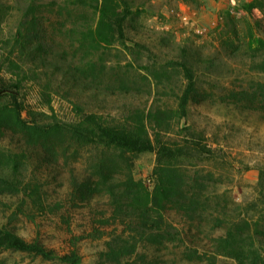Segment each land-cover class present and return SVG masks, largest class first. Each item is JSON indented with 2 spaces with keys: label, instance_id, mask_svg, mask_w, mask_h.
<instances>
[{
  "label": "rangeland",
  "instance_id": "1",
  "mask_svg": "<svg viewBox=\"0 0 264 264\" xmlns=\"http://www.w3.org/2000/svg\"><path fill=\"white\" fill-rule=\"evenodd\" d=\"M115 1L121 10L122 0ZM125 1L124 39L97 45L96 0H0V80L19 85L25 120L29 113L75 123L90 113L131 119L137 112H167L168 126L147 124L151 138L159 128L162 143L198 144L199 151L166 162L187 177L197 173L205 187L203 216L227 207L226 222H248L264 256V46L258 43H264V0H238L234 8L228 0ZM181 64L192 71L195 90L184 115L177 112L186 87ZM86 78L113 93L98 94ZM121 83L131 92L119 95ZM33 139L35 146L19 134L0 135V226L60 255L76 250L82 264H239L214 254L213 240L224 227L213 228V217L188 233L190 223L168 212L176 235L159 242L131 231L115 215L114 200L94 189L101 183L95 167L102 149L65 137ZM118 156L107 183L130 173L151 193L156 151ZM0 264L61 263L0 250ZM242 264L251 263L244 258Z\"/></svg>",
  "mask_w": 264,
  "mask_h": 264
},
{
  "label": "trees",
  "instance_id": "2",
  "mask_svg": "<svg viewBox=\"0 0 264 264\" xmlns=\"http://www.w3.org/2000/svg\"><path fill=\"white\" fill-rule=\"evenodd\" d=\"M30 1L36 2V0ZM76 1L80 5L87 3V0ZM96 4L99 15L96 36L99 41L91 38L92 42L95 44L98 41V45L100 43L110 44L113 40H123L125 23L129 15L127 2L121 1V10H119V4L115 0H96ZM18 35H21L20 31ZM258 43L264 46L262 41L259 40ZM23 46V50L28 51L27 54H29L30 43L24 41ZM180 66L184 71L186 87L182 95L178 97L177 112L184 115L189 101L194 99V77L192 71L185 64ZM88 83L90 88L93 86V90L98 94L110 95L113 93V89L109 86L102 88L93 80H88ZM130 89L124 83L117 87L119 95L130 93L132 90ZM18 91L19 85L7 86L5 82L0 80V135L8 131L12 135L19 134L26 139L27 145L34 146L36 142L33 139V134L65 137L75 144L91 145L102 149L104 155L99 158L95 167L96 175L98 174L100 177L101 183L96 184L94 189L101 187L114 200L115 215L117 217L123 216L125 220L129 221V225L135 227L131 231L140 234L141 237L146 236L148 240L155 239L159 242L164 239L165 235L174 237L176 235L177 230L166 219L168 212L181 215L190 223L186 229L188 233H191L192 227L201 228L205 220L210 223V219L213 217L212 222L215 223L213 228L224 227L222 236L213 240L216 247L215 255L230 257L239 264L243 263L244 258L249 259L251 264H264V256H261L254 247V234H251L249 223L246 221L241 223L226 222L224 217L227 207L219 210L217 212L219 215L215 217L208 215L211 218H205L203 213H205L207 205L206 201L201 200L199 194L205 187L197 173L187 177L177 168L178 166H175L176 164L170 161L166 162L169 159L185 157L190 151H199L198 144L171 146L162 143L159 128L154 134V138H151L147 124L154 120L158 127L168 126L167 112L160 114L165 115V119L149 110L137 112L131 119H109L96 113H90L75 123H64L57 120L44 122L41 116H45V114L29 113V119L25 120L22 116L24 108L18 102ZM240 95L244 99L248 97L249 101L256 98L254 94L247 96L245 92H241ZM259 98L263 103L262 112L264 113V89ZM241 100L238 98L236 101L240 102ZM46 146H42L44 151L47 150ZM153 151L157 153V167L154 175L158 181L151 193L144 188L141 182H136L130 173L125 174L123 180L116 184L107 183L110 176L114 174L115 168H118L115 166L113 156L119 155V159H123L124 154ZM2 183L7 184L5 180ZM94 189H87V192H93ZM150 231L152 232L149 234ZM131 238L134 240L135 236ZM0 250L20 252L39 257L45 261H57L61 264H82V258L76 250L61 255L57 254L53 250H47L36 240L25 241L5 226H0Z\"/></svg>",
  "mask_w": 264,
  "mask_h": 264
},
{
  "label": "built area",
  "instance_id": "3",
  "mask_svg": "<svg viewBox=\"0 0 264 264\" xmlns=\"http://www.w3.org/2000/svg\"><path fill=\"white\" fill-rule=\"evenodd\" d=\"M228 6L230 8H234V7L238 6V0H228Z\"/></svg>",
  "mask_w": 264,
  "mask_h": 264
}]
</instances>
